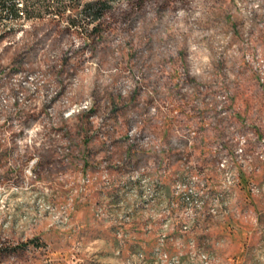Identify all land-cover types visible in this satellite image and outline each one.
I'll use <instances>...</instances> for the list:
<instances>
[{
	"label": "rangeland",
	"instance_id": "1",
	"mask_svg": "<svg viewBox=\"0 0 264 264\" xmlns=\"http://www.w3.org/2000/svg\"><path fill=\"white\" fill-rule=\"evenodd\" d=\"M64 3L0 31V264H264V0Z\"/></svg>",
	"mask_w": 264,
	"mask_h": 264
},
{
	"label": "built area",
	"instance_id": "2",
	"mask_svg": "<svg viewBox=\"0 0 264 264\" xmlns=\"http://www.w3.org/2000/svg\"><path fill=\"white\" fill-rule=\"evenodd\" d=\"M54 0H0V31L3 30V22H6L10 7H17V11H23V26L29 27L30 20H40L36 14H43L45 10L54 9ZM59 1V0H56Z\"/></svg>",
	"mask_w": 264,
	"mask_h": 264
},
{
	"label": "trees",
	"instance_id": "3",
	"mask_svg": "<svg viewBox=\"0 0 264 264\" xmlns=\"http://www.w3.org/2000/svg\"><path fill=\"white\" fill-rule=\"evenodd\" d=\"M67 1L69 5L79 10L78 14L82 18H88L89 22L95 23L94 27H97L103 16L109 12L115 3L119 0H59L58 2L63 5L62 9H66ZM141 5V1H138Z\"/></svg>",
	"mask_w": 264,
	"mask_h": 264
},
{
	"label": "bare ground",
	"instance_id": "4",
	"mask_svg": "<svg viewBox=\"0 0 264 264\" xmlns=\"http://www.w3.org/2000/svg\"><path fill=\"white\" fill-rule=\"evenodd\" d=\"M23 11H17V7H10L8 18L3 22V30L13 28H24L23 26ZM38 20H30V25L36 24Z\"/></svg>",
	"mask_w": 264,
	"mask_h": 264
}]
</instances>
